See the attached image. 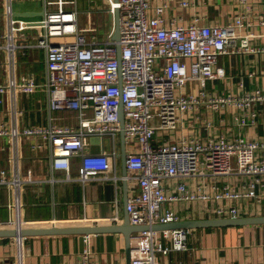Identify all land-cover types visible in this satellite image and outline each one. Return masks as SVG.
Listing matches in <instances>:
<instances>
[{
    "label": "built area",
    "instance_id": "obj_1",
    "mask_svg": "<svg viewBox=\"0 0 264 264\" xmlns=\"http://www.w3.org/2000/svg\"><path fill=\"white\" fill-rule=\"evenodd\" d=\"M14 1L4 0L7 28L0 31V49L6 50L9 65L20 47H42L46 80L41 84L31 76H22L18 81L11 77L6 85L0 83V92L8 90L15 95L44 85L50 110H74L78 124L19 129L0 123V137L12 142L24 136L37 137L36 148L44 147L45 141L52 167L64 169L68 175L70 157L80 155L77 179L84 182L96 176L117 177L115 157L119 155V133L123 128L125 165L131 172L124 177L138 185V191L126 201L132 224L180 220L174 209L178 202L200 200L218 216L236 217L241 199L264 200V195L255 191L264 178V156L258 155L264 149V139L251 140L242 135L228 139L221 135L204 140L184 134L165 139L158 133L169 134L181 124L186 112L201 107L222 110L231 106L241 124L255 123L256 105L264 103V88L214 95L205 86L207 80L224 75V67L218 64L221 54L254 50L248 40L251 0H239L243 11L225 24L202 22L199 15L185 20L180 11L192 0H107L108 12L119 9L118 41L112 38L114 22L103 39L98 37L96 27H79L77 11L66 7L75 0H44L45 6L54 8L45 10L32 39L15 27ZM263 16L259 15L262 23ZM189 84L197 85L188 92ZM93 136L109 137L110 149L89 150V138ZM234 174L252 179L237 188L226 179ZM30 175L27 172L28 179ZM25 179L18 170L0 167V184L13 192L8 203L12 212L6 222L9 228L25 226L17 217L19 188ZM187 230L176 227L134 232L130 236L129 264H162L158 253L188 249ZM23 239L16 238L20 252L15 264H23ZM81 264H93L88 248L83 250Z\"/></svg>",
    "mask_w": 264,
    "mask_h": 264
},
{
    "label": "crops",
    "instance_id": "obj_2",
    "mask_svg": "<svg viewBox=\"0 0 264 264\" xmlns=\"http://www.w3.org/2000/svg\"><path fill=\"white\" fill-rule=\"evenodd\" d=\"M193 3L183 8L185 20L199 15L202 22L225 24L243 11L239 0H192ZM98 4V3H97ZM89 0H75L67 7L77 11L79 27H96L98 37H103L110 28L109 12L94 14ZM54 6L44 4V0H16L13 2L15 27L20 32L34 39L38 24L45 10ZM4 0H0V31L7 28L4 14ZM175 13V12H173ZM252 24L249 26L248 40L254 48L250 52H228L218 57V64L224 67L222 77L207 80L205 86L214 95L241 94L256 88H264V22L260 14L264 13V0H251V10L247 12ZM264 19V16H263ZM244 31V30H243ZM243 33V32H242ZM24 41V40H23ZM237 39V44L239 43ZM22 76H31L43 84L46 80V54L42 47L22 46L18 49L14 61L7 64V52L0 49V83L7 84L11 77L17 81ZM197 84H189L187 91H192ZM258 114L254 124H241L233 107L213 110L201 107L199 110L186 112L181 124L169 134L158 131L159 137L173 139L180 134L190 138L199 137L207 140L224 135L233 139L242 135L251 140L264 139V103H257ZM242 114V112H239ZM210 121V125H207ZM0 123L19 129L28 126L46 127L49 125L78 124V115L74 110H50L48 94L44 85L33 92H0ZM119 139L120 133H119ZM39 139L24 136L18 142L0 137V167L8 171L18 170L25 181L19 188L18 220L25 226H102L98 232L84 235L38 234L23 236L21 248L23 264H81L85 248L90 250L93 264H128L131 255L127 250L123 231L111 229L131 223L126 211L127 197L138 191L135 180L125 178L130 174L124 168L119 144V155L115 157L116 178L92 177L84 182L77 179L81 156L70 157L69 175L64 169L53 168L49 148H36ZM88 149L94 152L108 150L111 146L109 137H90ZM264 156V149L258 151ZM27 172H31L28 179ZM230 183L239 188L252 177L234 174ZM259 196L264 195V178L255 186ZM13 192L5 184H0V228H9L6 222L12 217L8 203ZM238 216L264 215V200L247 197L239 201ZM174 209L180 220L217 217L200 207L197 202H178ZM132 224V223H131ZM108 228V229H107ZM134 233V232H133ZM131 233V235L133 234ZM17 237H0V260L2 264H15L18 256ZM163 242L169 240L162 238ZM186 250H173L168 254L158 253L162 264H264V223H251L230 226L190 227L187 230Z\"/></svg>",
    "mask_w": 264,
    "mask_h": 264
},
{
    "label": "water",
    "instance_id": "obj_3",
    "mask_svg": "<svg viewBox=\"0 0 264 264\" xmlns=\"http://www.w3.org/2000/svg\"><path fill=\"white\" fill-rule=\"evenodd\" d=\"M110 19H113L114 29L112 38L115 41L119 39V9L116 7L114 9V13L109 12ZM118 55L120 50V44L116 43ZM120 121L121 126L123 127L124 117L122 112V106H120ZM120 143L122 146V162L123 166L126 169L125 161L127 156V151L125 147V137L123 128L120 130ZM251 223H264V215L258 216H217V217H208V218H195V219H183L177 221L163 222V223H155L152 225L149 224H127V222L122 227H115L111 229H118L123 231L126 238L127 250L130 252V236L131 233L141 230L155 229H169L176 227H211V226H230V225H243V224H251ZM103 228L102 226H73V225H51V226H20L18 225L15 228H0V237L5 236H13V237H22L26 235H38V234H69V233H77L82 234V238L84 239V235L91 232H98ZM108 229V228H107ZM130 258V253L128 254ZM130 261L128 262V264Z\"/></svg>",
    "mask_w": 264,
    "mask_h": 264
},
{
    "label": "rangeland",
    "instance_id": "obj_4",
    "mask_svg": "<svg viewBox=\"0 0 264 264\" xmlns=\"http://www.w3.org/2000/svg\"><path fill=\"white\" fill-rule=\"evenodd\" d=\"M90 1V3L91 4H97V6L96 7H94L93 8V12H94V14H102L103 16H104V12H106V11H108V2H107V0H89ZM73 3H66V7L68 6V5H72ZM67 8H69V7H67ZM112 23H113V21H112V19H110V23H108V20H106V24L108 25V24H110V26H112ZM100 39H103V37H100ZM187 203H190V202H197L199 205H200V207L201 208H203L201 211L202 212H204V210L205 211H207V212H209V213H211V207L210 208H206L205 206H204V203H203V201H200V200H194V201H186ZM185 202V203H186ZM214 203H212V205H213ZM19 251V250H18Z\"/></svg>",
    "mask_w": 264,
    "mask_h": 264
},
{
    "label": "bare ground",
    "instance_id": "obj_5",
    "mask_svg": "<svg viewBox=\"0 0 264 264\" xmlns=\"http://www.w3.org/2000/svg\"><path fill=\"white\" fill-rule=\"evenodd\" d=\"M19 246V245H18ZM19 252H20V246H19Z\"/></svg>",
    "mask_w": 264,
    "mask_h": 264
}]
</instances>
